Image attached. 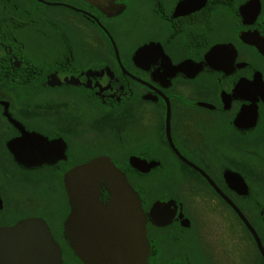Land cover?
Wrapping results in <instances>:
<instances>
[{"label":"flooded vegetation","instance_id":"flooded-vegetation-1","mask_svg":"<svg viewBox=\"0 0 264 264\" xmlns=\"http://www.w3.org/2000/svg\"><path fill=\"white\" fill-rule=\"evenodd\" d=\"M96 156L139 194L147 264H264V0H0V226L41 217L84 264L62 179Z\"/></svg>","mask_w":264,"mask_h":264},{"label":"water","instance_id":"water-1","mask_svg":"<svg viewBox=\"0 0 264 264\" xmlns=\"http://www.w3.org/2000/svg\"><path fill=\"white\" fill-rule=\"evenodd\" d=\"M102 30L109 35L103 27ZM148 44L137 51L145 50ZM235 178L243 187L239 192L245 194L242 179ZM62 182L69 204L63 222L64 237L82 263L147 264L145 213L138 192L123 170L107 156H96L65 171ZM102 191L108 195L104 203ZM229 204L250 228L236 206ZM250 231L258 242L251 228ZM61 263L60 248L41 217H23L0 226V264Z\"/></svg>","mask_w":264,"mask_h":264},{"label":"rangeland","instance_id":"rangeland-1","mask_svg":"<svg viewBox=\"0 0 264 264\" xmlns=\"http://www.w3.org/2000/svg\"><path fill=\"white\" fill-rule=\"evenodd\" d=\"M41 11H42V13L47 12L48 14H50L51 12H58V14H59V11L64 12L62 9L52 8V7H47V8L46 7H42L41 8ZM82 24L83 23H81V22H79L77 20L75 21L76 32H74V33H76L77 35H79L80 32L81 33H84V30H81L80 28H78V26L80 27V26H82ZM186 187H184V189H183V187L181 186V189H182L181 192H183L184 195H187V198L186 199H189V202H188L189 205L193 209H197L198 200L195 197H194V199H191L192 197H190V193L187 191ZM195 193H196V191L194 190V192L192 194H195ZM22 199H24V200H22ZM39 199H41V200L39 201ZM53 199H51L50 202H53L54 201ZM21 201L22 202H20V204H18L17 207H16V209H18L17 212H22V211H24L26 209H29V210L38 209V210H40L41 208L44 207V203L42 202V201H44V197L43 196H40L39 197L37 194H34V193L22 194ZM39 203L41 205H39ZM46 214H48V213L46 212ZM47 218H48V222H49V224H50V226L52 228H56L60 224V219H55L52 216H47ZM197 219L200 220V217H198ZM218 232H219V229H217V228H215L213 226V230L211 232V235L213 237V240L217 238V233ZM240 240L242 241V239H240Z\"/></svg>","mask_w":264,"mask_h":264}]
</instances>
